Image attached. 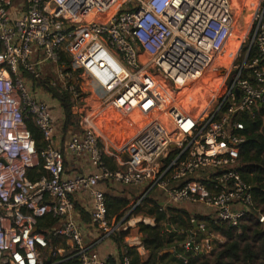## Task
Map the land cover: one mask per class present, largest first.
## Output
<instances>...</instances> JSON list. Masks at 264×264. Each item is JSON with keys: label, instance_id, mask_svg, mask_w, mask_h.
Returning <instances> with one entry per match:
<instances>
[{"label": "built area", "instance_id": "obj_1", "mask_svg": "<svg viewBox=\"0 0 264 264\" xmlns=\"http://www.w3.org/2000/svg\"><path fill=\"white\" fill-rule=\"evenodd\" d=\"M232 5L0 0V264H46V251L50 264H114L84 243L73 200L82 194L92 201L100 239L129 232L134 226L127 217L154 192L166 199L159 212L201 204L214 212V221L239 229L254 216L264 225L253 188L239 173L244 119L255 120L264 105V4L244 52L242 33L231 40ZM53 89L72 99L78 131L66 140L58 135L56 107L46 100L59 104ZM30 118L43 136L41 154L27 127ZM106 147L126 162L125 171L108 166ZM68 157L92 172L69 176ZM104 183L144 188L113 228L98 189ZM46 217L57 221L51 234L70 250L49 249L41 228ZM139 218L155 226L154 219ZM191 223L204 237L183 248L211 256L224 239L196 219ZM126 245L146 251L140 237ZM115 264L132 260L125 255Z\"/></svg>", "mask_w": 264, "mask_h": 264}, {"label": "trees", "instance_id": "obj_2", "mask_svg": "<svg viewBox=\"0 0 264 264\" xmlns=\"http://www.w3.org/2000/svg\"><path fill=\"white\" fill-rule=\"evenodd\" d=\"M61 61L66 63L67 71H70L69 63H67L68 61L63 54ZM52 93L59 102L64 116L65 128H67L73 120L71 96L67 92L60 93L57 89H53ZM244 122L246 124L244 132L246 142L240 150L239 173L242 179L252 186L254 201L264 214V105L260 108L255 120L245 118ZM27 127L36 141L39 154H41L45 148L41 130L31 118L27 121ZM105 160L112 170H126L127 164L122 162L120 158L105 157ZM104 198L106 218L112 228L124 220L137 204V201L134 202L111 194H105ZM142 208L147 209V215L144 216L155 221L154 227L145 224H139L138 226L140 233L143 235L144 247L149 252L147 262H141L136 249L123 244L122 235L114 234L118 247L132 260V264H264V225L260 224L254 216L243 219L239 229L233 227L230 223L197 217L196 220L199 224L204 222L203 224L206 225L207 233L219 235L224 239V243L217 245V253L214 252L211 256L196 255L184 248L180 251L175 250L177 256L181 255L186 259L187 263H185L175 256L171 257V255L163 253L175 241H181L186 235L194 233L195 227L190 221L188 212L175 208H169L166 212H159L155 201L147 199L143 205L141 204L133 210L131 217L140 213ZM81 213L86 216L84 211H81ZM46 221L47 224L44 226L46 229L57 224V221L52 217H46ZM167 226L174 227L177 232H169ZM239 231H241V234ZM45 234L48 243L51 244L54 236L52 234L53 237L50 236L47 232ZM170 253L172 252L170 251ZM46 264L48 263L46 262ZM62 264H79V260L72 259Z\"/></svg>", "mask_w": 264, "mask_h": 264}, {"label": "crops", "instance_id": "obj_3", "mask_svg": "<svg viewBox=\"0 0 264 264\" xmlns=\"http://www.w3.org/2000/svg\"><path fill=\"white\" fill-rule=\"evenodd\" d=\"M59 118L63 119L62 113H61V116L55 115L56 124H58L60 120ZM106 149L108 150V152L105 157H109L112 159L119 158L112 151H110L108 147H106ZM65 165L67 168L66 170L68 171L67 174L69 176H75L78 174H82L85 171L92 172V170H88V168L85 167L84 163L81 162V163L75 164L69 157L67 158ZM98 189L103 193L104 197H105V194H111L113 196L133 200L134 202L138 201V199L140 198L141 194L144 191V188L142 187H126V186H120L117 184H110V183L100 184ZM148 199H152L153 201H155L158 207H159V203L166 201L164 195L160 192L152 193ZM73 200L75 204L77 220L80 223L82 230H83L84 243L92 247L93 253L96 254L100 260H109L111 263H114V264L122 262V259L125 256V254L122 252V249L118 247V244L116 240L114 239V234L116 233H114L111 237L100 239L99 234L94 231L93 224L91 221L92 201L89 199L88 194L74 196ZM174 208L188 212L190 216V221L193 219H197V217L209 218L211 220L212 218H214V212L208 208H205L201 204H187L184 206H178ZM81 211H84L86 216H84V213H81ZM46 224H47V221L42 222L41 228L44 230V232H47L50 236H52L51 230L52 228L56 227L58 223L49 229H46L44 227ZM167 227L169 229V232H177L174 227L171 226V229L169 228V226ZM118 234L123 236V244H126V242H129L132 238H135V237H140L144 241L142 237L143 235L140 233V231H138V229H137V232H135V237H130L129 232L121 231V232H118ZM131 234L133 235L132 230H131ZM203 237L204 235L202 233L194 231L192 235H189V234L186 235V237H184L183 240L175 241V243H173L172 246H170L169 249H167L163 254L171 255V257L175 256L179 260L182 261V259L180 258L181 255L177 256L175 253V250H178V251L182 250L183 244L187 241H190V240L201 241ZM68 246L69 245L64 239L53 237L52 243L49 244V249L51 250H57V249L70 250ZM170 251L172 253H170ZM137 252L140 257L141 262H147L149 260L148 251H137ZM45 258L48 264L53 262V259L49 258V251L48 252L46 251ZM174 264H178V263H174Z\"/></svg>", "mask_w": 264, "mask_h": 264}, {"label": "rangeland", "instance_id": "obj_4", "mask_svg": "<svg viewBox=\"0 0 264 264\" xmlns=\"http://www.w3.org/2000/svg\"><path fill=\"white\" fill-rule=\"evenodd\" d=\"M263 4H264V0H234L233 1L232 7L234 9L236 21H235V31L231 36V40H232V43H234L236 41L237 37L242 33L241 35L245 39V43L243 45V52L245 51V47L249 45L250 40H251V36H252L251 25H252L254 18L256 16V12L260 8V6H263ZM65 58L69 62V57L65 55ZM44 76H45L44 77V81H45L46 74ZM46 100L48 101V103L50 105L56 107L55 115L61 116L62 111L60 109L59 104L56 102H52V100L50 98H46ZM62 115H63V113H62ZM63 118H64V116H63ZM57 127H58V135L64 137L65 140L67 139V137L69 135V131H73V132L78 131L77 126H76V121L74 118L72 120V124L69 125L67 128H65L64 120L60 119L58 124H57ZM146 213H147V209L142 208V211L140 213L134 215V218L131 217V215H129L127 217L126 220H128L130 222L129 224L134 226L129 231L130 237H135V232H137V229L139 231L138 226H139V224L142 223L139 221V219H140L139 217H143V220H144V218H148L147 216H144ZM143 224H145V223H143ZM131 230L133 232V235L131 234ZM215 252H216V250H215Z\"/></svg>", "mask_w": 264, "mask_h": 264}, {"label": "water", "instance_id": "obj_5", "mask_svg": "<svg viewBox=\"0 0 264 264\" xmlns=\"http://www.w3.org/2000/svg\"><path fill=\"white\" fill-rule=\"evenodd\" d=\"M234 1V0H233ZM169 228L171 229V226H169ZM198 229V226H195V230H197Z\"/></svg>", "mask_w": 264, "mask_h": 264}]
</instances>
